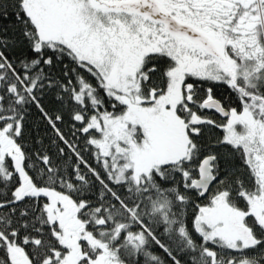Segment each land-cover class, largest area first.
<instances>
[{"label":"snow or ice","instance_id":"1","mask_svg":"<svg viewBox=\"0 0 264 264\" xmlns=\"http://www.w3.org/2000/svg\"><path fill=\"white\" fill-rule=\"evenodd\" d=\"M0 264H264V0H0Z\"/></svg>","mask_w":264,"mask_h":264},{"label":"trees","instance_id":"2","mask_svg":"<svg viewBox=\"0 0 264 264\" xmlns=\"http://www.w3.org/2000/svg\"><path fill=\"white\" fill-rule=\"evenodd\" d=\"M218 92H219V95L223 96L226 100L230 98L228 92L223 87L218 89ZM205 114L208 115V116L214 117L218 121L221 119V117L218 114L214 113V112H206ZM217 131H219V130H217ZM93 152H94V149H93ZM88 158H89L90 162L93 163V166H96L95 162L92 160V157L89 156ZM196 203H202V201L198 200V201H196ZM194 211H195L194 206H189L188 207V214H189L190 217H191V215H192V213Z\"/></svg>","mask_w":264,"mask_h":264}]
</instances>
